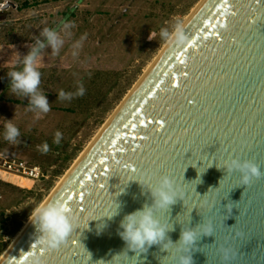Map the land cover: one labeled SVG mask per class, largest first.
Wrapping results in <instances>:
<instances>
[{
    "label": "water",
    "instance_id": "1",
    "mask_svg": "<svg viewBox=\"0 0 264 264\" xmlns=\"http://www.w3.org/2000/svg\"><path fill=\"white\" fill-rule=\"evenodd\" d=\"M184 30L185 43L168 42L48 198L75 218L65 242L47 248L31 220L1 264H264V175L241 185L231 165L264 171V0H208ZM162 176L176 193L153 206L165 237L129 249L120 222L152 205Z\"/></svg>",
    "mask_w": 264,
    "mask_h": 264
},
{
    "label": "rangeland",
    "instance_id": "2",
    "mask_svg": "<svg viewBox=\"0 0 264 264\" xmlns=\"http://www.w3.org/2000/svg\"><path fill=\"white\" fill-rule=\"evenodd\" d=\"M28 3V7H21ZM201 0H0V256L87 149L107 120L168 44L158 32L173 18L185 22ZM7 4V5H6ZM72 24L58 54L48 47L38 60L40 90L50 111L31 109L28 98L13 94L7 73L41 38L45 28ZM151 34L155 38H151ZM61 35L63 33L61 32ZM82 40L76 57L72 45ZM85 94L58 99L60 90ZM7 119L18 126L16 143L3 138ZM59 131L61 141L53 143ZM49 145L47 153L40 149ZM17 159L40 175L8 171L2 161Z\"/></svg>",
    "mask_w": 264,
    "mask_h": 264
},
{
    "label": "clouds",
    "instance_id": "3",
    "mask_svg": "<svg viewBox=\"0 0 264 264\" xmlns=\"http://www.w3.org/2000/svg\"><path fill=\"white\" fill-rule=\"evenodd\" d=\"M71 28L72 24L70 23H64L60 30L45 27L40 33L41 38L35 39V43L30 47V50L18 61L21 67L18 70L14 68L7 73L11 92L27 97L28 103L33 110L41 113L50 111L47 95L40 90L41 71L38 67V60L41 57L42 50L48 47L53 54H58L65 43V38L71 37ZM61 32L63 35H61ZM158 36L161 40L167 42H174L177 45L184 44L188 37L184 30L183 19L180 17L173 18L168 27L160 28ZM151 38H155V35L151 34ZM82 40L83 37L73 43V57L78 55L79 49L82 47ZM84 94L85 88L83 84H79L75 92L60 90L58 99L71 101L74 97L83 96ZM20 135L21 132L18 126L12 122V119H7L4 124V140L16 143ZM61 135L57 131L53 143L59 144ZM40 150L47 153L49 145L44 143ZM231 165L233 170L240 172L241 185H247L253 177L264 175L260 165L253 161L233 160ZM150 191L153 197L152 205L146 204L141 209L126 214L120 222L122 231H120L119 235L126 242L129 249H145L146 246L158 243L165 237L168 230L154 214L153 206L165 207L175 202L176 193L173 189V181L169 176H162L159 185ZM30 215L41 233V243L50 249L58 248L63 244L75 227V218L60 199L39 204ZM194 239L195 232L193 230L182 231L180 241L188 244L192 243ZM29 264H42V261L39 256H34ZM180 264H192L191 256L182 258Z\"/></svg>",
    "mask_w": 264,
    "mask_h": 264
},
{
    "label": "bare ground",
    "instance_id": "4",
    "mask_svg": "<svg viewBox=\"0 0 264 264\" xmlns=\"http://www.w3.org/2000/svg\"><path fill=\"white\" fill-rule=\"evenodd\" d=\"M208 0H201V2L198 4V6H196V8L195 9H193V11H192V13L190 14V16L188 17V19L184 22V24L186 23V24H188V22H189V20H191L194 16H195V14H197V12L201 9V6L203 5V4H205L206 2H207ZM148 69V68H147ZM145 74V73H144ZM143 74V75H144ZM142 75V76H143ZM142 78V77H141ZM140 78V79H141ZM138 84V83H137ZM135 86H137V85H135ZM133 89V88H132ZM135 89V88H134ZM131 92L132 91H130L129 92V94H131ZM126 98H127V96H126ZM125 100V99H124ZM123 100V101H124ZM121 106V105H120ZM113 116V115H112ZM110 117V119L109 120H107V122H106V124L101 128V130L99 131V133L97 134V137H99L101 134H102V132L105 130V128L110 124V120H111V118H113V117ZM96 137V138H97ZM95 139V138H94ZM93 142V141H92ZM92 142H91V144H92ZM91 144L87 147V149L81 154V156H80V158H78V160L75 162V164L72 166V168L66 173V175L61 179V181L59 182V184H57V186H56V188H55V190L53 191V192H55L58 188H59V186L66 180V178L69 176V174L71 173V171L73 170V168H75V166H76V164H78L81 160H82V158H84V156L87 154V152L89 151V149H90V146H91ZM53 192H52V194L50 195V197H48L49 199H51V197L54 195L53 194ZM48 198H47V200H48ZM46 200V201H47ZM45 201V202H46ZM32 220V217L30 218V220L29 221H31ZM28 224H29V222L26 224V226H28ZM25 226V227H26ZM24 227V228H25ZM21 234V233H20ZM19 237V236H18ZM17 237V238H18ZM17 238L16 239H14L13 240V242L9 245V247L7 248V250L0 256V264H1V262L5 259V258H7V256H8V254L10 253V251H11V249H12V246L15 244V242H16V240H17Z\"/></svg>",
    "mask_w": 264,
    "mask_h": 264
},
{
    "label": "built area",
    "instance_id": "5",
    "mask_svg": "<svg viewBox=\"0 0 264 264\" xmlns=\"http://www.w3.org/2000/svg\"><path fill=\"white\" fill-rule=\"evenodd\" d=\"M2 167L8 171L15 172L22 176H27L29 178H37L40 175L38 167L28 168L23 164V162L17 159L3 160Z\"/></svg>",
    "mask_w": 264,
    "mask_h": 264
},
{
    "label": "trees",
    "instance_id": "6",
    "mask_svg": "<svg viewBox=\"0 0 264 264\" xmlns=\"http://www.w3.org/2000/svg\"><path fill=\"white\" fill-rule=\"evenodd\" d=\"M21 7H23V8L28 7V3L24 2Z\"/></svg>",
    "mask_w": 264,
    "mask_h": 264
}]
</instances>
